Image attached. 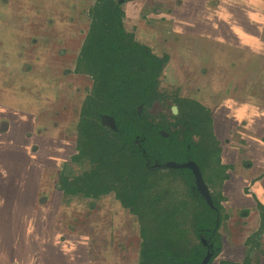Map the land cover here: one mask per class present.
Returning <instances> with one entry per match:
<instances>
[{"label": "flooded vegetation", "instance_id": "af4514ba", "mask_svg": "<svg viewBox=\"0 0 264 264\" xmlns=\"http://www.w3.org/2000/svg\"><path fill=\"white\" fill-rule=\"evenodd\" d=\"M203 1L0 0V57L12 61L0 81L15 106L7 112L32 113L22 127L2 123L20 146L14 158L0 149V244L16 237L15 247L31 246L12 264H44L46 247L53 264H142L147 227L173 210L168 220L195 225L196 242L189 246L187 234V252L174 260L162 250L161 262L264 264V160L255 169L253 155L240 163L220 158L228 176L220 188L201 155L208 119L217 138L214 111L188 88L206 79L214 52L185 16L202 11ZM132 2L154 15L135 8L140 22L128 30ZM143 18L149 34L138 33ZM3 253L8 264L11 253Z\"/></svg>", "mask_w": 264, "mask_h": 264}, {"label": "crops", "instance_id": "0c3cea01", "mask_svg": "<svg viewBox=\"0 0 264 264\" xmlns=\"http://www.w3.org/2000/svg\"><path fill=\"white\" fill-rule=\"evenodd\" d=\"M215 1L204 0L202 11L185 16V24L191 30L202 33L206 38L205 44L208 40L212 41V46L207 45L213 48L214 64L219 74H213L211 64L209 70L213 72L209 71L206 79L200 78L192 83L188 90L192 97L214 111L215 129L218 130L216 136L223 146L222 155H233L232 161L223 160L224 163H240L248 155H253L252 162L255 163V169H258V162L264 160V0ZM248 26L251 30H247ZM7 52L3 51V54ZM9 59L11 57L7 55L0 57V78L2 71H7L12 62L7 63ZM11 89L1 79L0 149H4L3 157L6 159L8 156L15 157V144L18 147L20 144L2 123L8 121L15 128L22 127L32 115L24 108H13L8 110V114L7 109L15 107L11 102ZM259 195L264 200L262 191ZM7 237L11 236L7 234ZM3 238L0 237V240ZM11 239L4 246L0 244V254H4V251L11 253L5 261L8 264L13 261L21 263L23 257L27 258L31 246L20 248V244L15 247L13 243L18 239ZM44 253V264H53L52 251L46 247ZM0 264H3L1 260Z\"/></svg>", "mask_w": 264, "mask_h": 264}, {"label": "trees", "instance_id": "16d2710c", "mask_svg": "<svg viewBox=\"0 0 264 264\" xmlns=\"http://www.w3.org/2000/svg\"><path fill=\"white\" fill-rule=\"evenodd\" d=\"M109 52V50H108ZM197 104L199 112L201 114L209 115V112L202 108L198 103H194V105ZM196 106V105H195ZM209 123L211 133H208L207 136L209 137V140H204L202 142V147L204 154H202V159L204 161V164L209 167V182L214 184V170L216 174L220 175V181H219V187H222L223 182L225 179H227V167L222 166L220 163V141L214 136L212 131V120L208 119L206 121V124ZM215 167V168H214ZM207 173V176H208ZM215 195H218L220 199L223 201L224 198L221 195V190L216 191ZM179 213H182L183 211L181 209H178ZM177 211L173 210L172 215L170 218L173 217L174 214H176ZM168 218V219H170ZM167 217L164 216V218L161 220L160 224H157L155 226H148V229H152V233L147 234L145 237V247L143 250L142 255V264H157L158 261H160V255L162 250H169L171 256L174 258V260L179 259L178 255L181 253L187 252V242L185 239V235L181 234V230H183V227L180 225H173L172 221L168 220ZM168 220V222H167ZM149 232V231H147ZM154 232H158L160 237H156L154 241L158 244L157 248L150 247L151 241L150 236ZM188 245H193L192 240L189 239ZM154 252H152V251ZM158 251V255H155V252ZM173 254H172V253ZM161 262V261H160ZM160 264H166L165 262H161Z\"/></svg>", "mask_w": 264, "mask_h": 264}, {"label": "rangeland", "instance_id": "374dc122", "mask_svg": "<svg viewBox=\"0 0 264 264\" xmlns=\"http://www.w3.org/2000/svg\"><path fill=\"white\" fill-rule=\"evenodd\" d=\"M86 5H87V2H86V4L85 5H83L82 7H81V10H85V8H86ZM125 7H126V11L128 12V16H127V29L128 30H130L131 29V26L134 24V23H137L138 21L140 22V19H134V14L132 13V12H135V8H141V10H143V11H145V14H151L152 15V13L154 12V10H152V11H149L148 10V8H144V4H143V6L142 7H140L139 5L138 6H135L134 5V2H132V3H130V4H127V5H125ZM157 14H160V13H157ZM153 15H154V13H153ZM211 16V15H210ZM159 18H161V17H159ZM162 20V19H161ZM164 20V19H163ZM156 20H154V22H155ZM141 23L142 24H144L141 28L139 27V31H138V33H141V32H144L145 34H149V31H150V29H149V27L147 26V23L144 21V18L141 20ZM212 25V24H211ZM247 30H251V27L250 26H248V29ZM190 41V47H192V45H193V41L192 40H189ZM237 41V40H236ZM192 44V45H191ZM198 47L199 46H196V47H194V48H196L195 50H193V51H198ZM214 51H212V50H210L209 49V51L207 52V54H209V53H213ZM214 59H215V56H214ZM215 62L213 61L212 62V69H213V71L215 72V73H217V74H219V69H217L216 68V66H215V64H214ZM219 65V64H218ZM219 67V66H218ZM162 84L164 85L163 87L165 88V89H167V90H169V91H171V89H169L168 88V86H167V82L165 81V79H163L162 80ZM187 92V91H186ZM155 110H157V109H155ZM209 126H210V124L209 123H207L205 126H204V130H203V136H204V139L206 138V140H209V137L207 136V134L208 133H211V130H210V128H209ZM215 131H218L217 129H215ZM224 139L225 138H223V141H224ZM201 152V151H200ZM202 154H204V151L202 150ZM201 154V155H202ZM232 154H230L228 157L227 156H225V157H223V155H221V160L223 159V160H227V161H232ZM204 163V162H203ZM208 169H209V167H208ZM241 169H245V167H241L240 169H239V171L240 172H242L241 171ZM207 173H208V170H207ZM188 211H191V212H193V208H191L190 210H188ZM182 216V215H181ZM199 222V221H198ZM195 226V225H194ZM189 227V228H183V230H181V234H183V235H185V236H187V234H191V240L193 241V242H196V237H195V232H194V228L195 227ZM208 227V226H207ZM230 233H231V231H229V233L227 234V237H224L225 238V240H226V242L228 243V244H230L231 242V237H230ZM219 237H220V240H221V235H222V232L221 231H219ZM145 235H146V233H145ZM5 237H7V234L5 235ZM151 237H160L159 236V233L158 232H154L153 234H151V236H150V238ZM151 245L154 247V245L151 243ZM161 262L160 261H158L157 262V264H160Z\"/></svg>", "mask_w": 264, "mask_h": 264}, {"label": "water", "instance_id": "95a60500", "mask_svg": "<svg viewBox=\"0 0 264 264\" xmlns=\"http://www.w3.org/2000/svg\"><path fill=\"white\" fill-rule=\"evenodd\" d=\"M189 166L194 171V174H195V177H196V184L198 186L199 191L207 199V202L212 204L211 195H210V192H209V189H208L207 185L205 184V181L203 179V176H202L200 168L196 164H192V165H189Z\"/></svg>", "mask_w": 264, "mask_h": 264}]
</instances>
